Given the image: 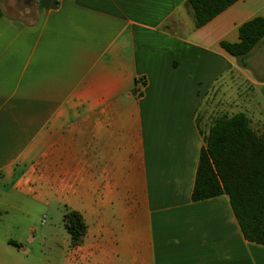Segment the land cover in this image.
Returning <instances> with one entry per match:
<instances>
[{"label":"crops","instance_id":"1","mask_svg":"<svg viewBox=\"0 0 264 264\" xmlns=\"http://www.w3.org/2000/svg\"><path fill=\"white\" fill-rule=\"evenodd\" d=\"M186 2H0V264H264L228 195L192 198L214 117L264 133V39L221 45L264 0L200 28Z\"/></svg>","mask_w":264,"mask_h":264},{"label":"trees","instance_id":"2","mask_svg":"<svg viewBox=\"0 0 264 264\" xmlns=\"http://www.w3.org/2000/svg\"><path fill=\"white\" fill-rule=\"evenodd\" d=\"M238 0H187L195 27L200 28ZM3 11L0 7V17ZM264 39V17L241 25L239 41L222 42L242 65ZM201 150L192 198L204 200L226 194L245 238L264 246V133L256 131L243 111L213 118ZM65 226L76 245L86 230L81 214L69 211Z\"/></svg>","mask_w":264,"mask_h":264},{"label":"rangeland","instance_id":"3","mask_svg":"<svg viewBox=\"0 0 264 264\" xmlns=\"http://www.w3.org/2000/svg\"><path fill=\"white\" fill-rule=\"evenodd\" d=\"M9 0H3V1H0L2 4H3V2L4 3H7ZM229 111V110H228ZM231 112V111H230ZM220 116V115H219ZM212 123V122H211ZM254 128V127H253ZM255 129V128H254ZM260 130V129H259ZM259 133H262V132H259ZM58 218V217H57ZM57 218H55L54 219V225H56V223H58V226H59V229H60V232H61V234H64L65 236H69V233H68V231L66 230V227H65V225H64V223H63V216H59V220L57 221ZM49 220V222H51L52 220H51V218H48ZM36 247H38V245L36 246Z\"/></svg>","mask_w":264,"mask_h":264},{"label":"water","instance_id":"4","mask_svg":"<svg viewBox=\"0 0 264 264\" xmlns=\"http://www.w3.org/2000/svg\"><path fill=\"white\" fill-rule=\"evenodd\" d=\"M26 1H32V0H26Z\"/></svg>","mask_w":264,"mask_h":264}]
</instances>
